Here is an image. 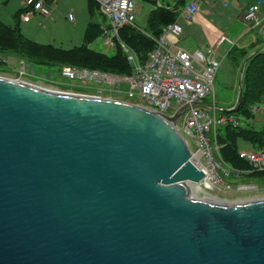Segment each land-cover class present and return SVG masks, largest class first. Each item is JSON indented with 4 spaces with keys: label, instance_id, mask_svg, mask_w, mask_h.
Here are the masks:
<instances>
[{
    "label": "water",
    "instance_id": "95a60500",
    "mask_svg": "<svg viewBox=\"0 0 264 264\" xmlns=\"http://www.w3.org/2000/svg\"><path fill=\"white\" fill-rule=\"evenodd\" d=\"M186 109L0 77V264H264V195L193 196Z\"/></svg>",
    "mask_w": 264,
    "mask_h": 264
},
{
    "label": "built area",
    "instance_id": "2783aa9c",
    "mask_svg": "<svg viewBox=\"0 0 264 264\" xmlns=\"http://www.w3.org/2000/svg\"><path fill=\"white\" fill-rule=\"evenodd\" d=\"M98 3L106 21L100 28L101 42L107 50L116 51L117 44L119 45L132 67L130 73L120 74L78 65H64L57 69V74L63 79L87 83L85 91L69 87H66L67 90L47 89L38 84L17 81L50 91L122 100L166 116H173L181 107L188 106L175 125L183 131L182 137L190 150L191 161L204 174L199 184L207 182L208 186H202L210 190L217 187L220 183L218 171L226 175L235 171L223 162L220 156L219 128L224 125L235 128L245 120L242 121L233 113L217 115L215 112L204 111L199 106H192L208 95L214 101L213 79L220 64L214 48L210 45L203 50L189 53L176 41L169 42L168 36L178 37L182 33L181 25L174 21L163 26L157 37H151L153 47L146 58L142 59L140 54L119 39L122 27L134 26L135 1L98 0ZM22 6V19H27L35 13L40 16H50L51 13L45 0H24ZM197 12L195 0H189L184 6L183 16L190 21ZM68 19H72L71 15H68ZM243 20L249 29L264 33V7L260 9L257 1L246 9ZM19 65H24V62L20 61ZM55 84L62 85L60 81ZM133 99L134 102L130 101ZM263 108L264 101L251 107V110L255 112ZM191 141L194 149L190 147ZM215 155L228 170L220 162H216ZM238 155L246 160L253 170H264V149L241 150ZM238 174L240 175V172L237 171V176Z\"/></svg>",
    "mask_w": 264,
    "mask_h": 264
},
{
    "label": "rangeland",
    "instance_id": "374dc122",
    "mask_svg": "<svg viewBox=\"0 0 264 264\" xmlns=\"http://www.w3.org/2000/svg\"><path fill=\"white\" fill-rule=\"evenodd\" d=\"M83 1V0H82ZM81 0H58V2H53L51 7L49 8L53 19H50L49 16H40L36 15V17L29 23H21L22 34L29 40L34 41L41 45H49L57 49H69L74 46H78L82 43L83 37V26L79 25L80 20L82 19V12L86 11L85 5ZM134 17L135 23L139 26H143L138 20L143 21L146 14L153 8L152 0H134ZM221 3L224 6L229 4L228 0H221ZM176 6V3H175ZM139 13H137V12ZM72 13L73 18L78 21V25H75L76 21H72L68 19V13ZM21 17V13H20ZM185 18V17H184ZM100 19V18H99ZM40 20L42 21V25H40ZM186 21H189L185 18ZM37 21V22H36ZM190 34L193 36V33L189 27L184 26V32L181 33V47H184L186 51L189 53L192 52V42L189 40L186 35ZM197 34H200L197 31ZM196 38V37H194ZM101 39L97 38L93 43L90 44L91 48L99 50L103 52L104 55L108 57V55H112L115 50L110 49L106 50L103 46ZM198 42H201L200 39ZM255 46L253 49L247 48V53L255 50L260 47ZM212 46V45H211ZM232 49V48H231ZM10 51L8 53V57L5 56L4 60L0 56V77H4L10 80H23L26 82H30L33 84H38L39 86L45 87L47 89L58 88L60 90H67L66 87L85 91V85L87 83H75L74 81H68L63 79L57 74V69L60 66H64L71 62H66L61 59H53L49 57H45L42 55H37L36 52L27 53L24 51V55H26L29 59L24 58L22 56L15 57L17 54H13L15 49H5ZM104 52L108 53L105 54ZM246 53V54H247ZM14 55V56H11ZM223 57L219 62L218 70L215 73L213 79V90H214V101L211 96H206L205 99L200 102L214 105L217 109L208 108L202 106L201 109L207 111L209 113L215 112L217 115L223 114L225 112L222 109H227L231 107L235 103V99L237 96L238 90V79L240 74L241 62L243 60L241 54H237L234 60L227 56ZM96 57V56H94ZM44 60V61H40ZM102 60L107 61L105 58ZM20 61L24 62V65L20 66ZM47 62V63H43ZM95 62L99 64V59ZM104 67V66H102ZM109 68V67H105ZM23 75V76H22ZM57 77V78H56ZM59 79V80H58ZM60 81L62 85H56ZM90 88V87H87ZM130 101H135L130 100ZM261 103V102H260ZM256 104L249 106V112L247 114H242L240 112H235L242 121L241 125L238 127H242V129L238 131V134H243V131L249 129V131H261L264 132V111L253 112L251 107ZM251 113V116L249 114ZM232 114V113H227ZM251 117V118H249ZM251 119V120H250ZM179 120V119H178ZM177 120V121H178ZM180 122V121H179ZM177 123V122H176ZM175 123V124H176ZM174 124L175 130L182 136L183 131L181 127L179 128ZM237 134V137H238ZM184 136H186L184 134ZM239 138V137H238ZM255 141H262V136L254 137ZM251 136H248L246 139H254ZM264 138V137H263ZM193 140V139H192ZM252 143L250 140H247ZM250 144L248 142H244ZM244 143L241 140H238V150H245ZM190 147L194 149L193 141L189 142ZM262 149V148H261ZM252 150H257V148H253ZM216 162H220L222 166L226 169V165L222 163L219 158L215 155ZM220 176V183L217 187H213L212 190L204 189V187L200 184H193V196L197 199L206 198L205 194L214 198H232V197H241V196H250V195H264V174L248 176L245 178L237 176V171L229 172L227 175L222 171H218ZM198 185V187H197ZM201 190V191H200Z\"/></svg>",
    "mask_w": 264,
    "mask_h": 264
},
{
    "label": "trees",
    "instance_id": "16d2710c",
    "mask_svg": "<svg viewBox=\"0 0 264 264\" xmlns=\"http://www.w3.org/2000/svg\"><path fill=\"white\" fill-rule=\"evenodd\" d=\"M184 2L185 1H180L179 4H184ZM22 10L23 8L20 11L22 12ZM175 19L176 14L170 9L165 7H157L150 12L146 28L141 30L139 28L136 29L134 26H124L119 31V39L137 54L140 53L142 55V59H145L147 53L153 47V40L151 37H157L161 33L162 27L174 22ZM100 28V25L88 27L85 31L86 33L84 35V43L79 47H74L71 49H57L49 45H37L26 38H23V40H21L18 45L16 42H19V40L12 41V45H17L15 52L25 57L27 56L24 55V51L27 53L36 52L37 55H42L53 59H61L66 62H71L69 64L73 65L98 68L120 74L130 73L132 67L127 61L126 55L122 52L121 48H119L118 44L117 50L114 53H111L112 55H108V53L104 52L108 55V57L104 55L103 52L88 47V44L100 35ZM6 31H8L7 26L5 27V25L0 22V38L2 37L3 33H6ZM147 34H149L150 37ZM256 34L260 37L264 33L260 34L257 32ZM256 45L257 42L251 44L249 48L253 49ZM231 48L227 52V56L234 60L237 54H241L243 58L241 62L242 65L244 59L250 52L247 53V49L239 48L237 46H233ZM1 50L5 49L1 48L0 42V51ZM102 58H105L107 61L102 60ZM97 59H99V64L101 66H98V63L95 62ZM262 101H264V50L251 56L245 63L242 77V91L238 106L239 109L237 112H240L243 115L247 114L246 112H249V106ZM249 116H251V113ZM241 129L242 127L233 128L230 125H224L219 128L220 132L218 137L221 144L220 156L223 162H225L235 171L240 172V175L242 176L264 174V170H252V166L246 160L241 159L238 155V140L248 143L250 142L247 140H250L252 142L250 143L252 147L261 149L264 147V132L255 130L249 131V129H247L246 131H243V134H238L237 130L240 131ZM237 134L239 138L237 137ZM259 135L262 136V141H255L254 137ZM248 136H251V138L254 139H246ZM248 170L249 172H247Z\"/></svg>",
    "mask_w": 264,
    "mask_h": 264
},
{
    "label": "crops",
    "instance_id": "0c3cea01",
    "mask_svg": "<svg viewBox=\"0 0 264 264\" xmlns=\"http://www.w3.org/2000/svg\"><path fill=\"white\" fill-rule=\"evenodd\" d=\"M23 1L24 0H0V22L4 24L5 27L7 26L8 28V31H6V33H3L2 37L0 38L2 49H15L18 43H20L21 40H23V38L24 39L26 38L22 34L23 32L21 30V23H29L37 15V13H35L27 19H22L20 17L19 12H21L20 10L23 7L22 6ZM180 1H185V2L184 4H179ZM188 1L189 0H152L153 8L149 10L143 21L138 20V22L141 23L143 26H139L137 23L134 22V27L136 29L139 28L143 30L147 26V20L150 12L157 7H165L167 9H170L172 12L176 14L175 21H177L181 25L182 32H184V26L189 27L191 29L193 36L188 34L186 35V37L188 36L187 38L192 42V51L203 50L206 46L212 45V47L216 52V58L220 61L223 57H226L225 54L233 46L247 49L251 44L256 42H257V46H259L260 43L264 45V34L259 37L256 34L258 31L249 29L248 25L243 20V14L251 4L256 3L257 1L260 9H262V7H264V0H228L229 4L227 6H224L221 3V0H195L198 7V12L197 14L194 15V17L190 21H186L183 16V9ZM53 2L56 3L58 2V0H45V3L49 8L53 4ZM82 2L83 5H85L86 7V11L82 12L81 14L82 19L79 22V25H82L84 29L82 43L74 47H79L84 43V35L88 27L94 25L97 26L100 25L101 27L103 24L106 23L105 18L100 12L98 0H83ZM52 14L50 13L49 16L50 19H53ZM68 15H71L72 17L71 22L76 21L75 18H73L72 13L69 12ZM40 25H42L41 20H40ZM75 25H78V21H76ZM197 31L200 34H197ZM147 35L150 37L149 34ZM99 36L88 44L89 48H91L90 47L91 43H93L97 38H100ZM180 36L178 37L168 36L167 40L169 42L176 41L178 45L181 46ZM199 39L201 42H198ZM14 40L15 41L19 40V42L18 41L16 42L17 43L16 46L12 45V41ZM32 42L36 43L34 41ZM36 44L40 45L38 43ZM13 52H14L13 54H17V52L15 51ZM8 53H10V51L8 50L0 51V56L2 57L3 60L5 56L8 57L9 55ZM20 56L21 55H19V53L15 55V57H20ZM22 57L29 59L28 57L25 56ZM66 65H73V64H66ZM261 111L263 112L264 108ZM244 147L246 148L245 150L254 148L251 146V144L246 145V143H244ZM262 149H264V147H262ZM239 151L241 150H238V152ZM247 172H249V170ZM239 177L245 178L248 176L239 175Z\"/></svg>",
    "mask_w": 264,
    "mask_h": 264
},
{
    "label": "bare ground",
    "instance_id": "6f19581e",
    "mask_svg": "<svg viewBox=\"0 0 264 264\" xmlns=\"http://www.w3.org/2000/svg\"><path fill=\"white\" fill-rule=\"evenodd\" d=\"M98 39H99V38H98ZM100 41H101V40H100ZM119 48H120V47H119ZM204 184H205L206 186H208V183H207V182H205ZM197 187H198V185H197ZM204 189H205V188H204ZM200 191H201V190H200ZM206 194H207V193H206ZM206 194H205V197H206V198H211V196H209V194H208V195H206ZM212 198H214V197H212Z\"/></svg>",
    "mask_w": 264,
    "mask_h": 264
}]
</instances>
